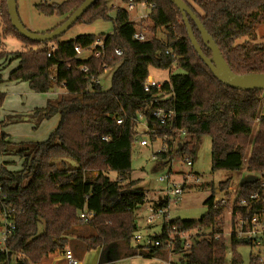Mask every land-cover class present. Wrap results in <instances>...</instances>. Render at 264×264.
I'll use <instances>...</instances> for the list:
<instances>
[{
  "label": "trees",
  "instance_id": "1",
  "mask_svg": "<svg viewBox=\"0 0 264 264\" xmlns=\"http://www.w3.org/2000/svg\"><path fill=\"white\" fill-rule=\"evenodd\" d=\"M83 1L39 3L36 8L46 15L64 16L62 23ZM123 1L128 4L130 0ZM133 1L155 4L149 13L151 29L166 27V39L155 36L146 41L134 39L136 23L130 20L127 8H115L112 17L113 9L107 0H97L77 22L113 20V31L103 35L108 68L116 69L108 90H103L100 84L88 90V77L80 65L88 63L94 71L98 61L74 58L68 48L86 46L96 36L86 33L69 40H60V36L52 41L30 40L12 25L7 0H0V60H19L8 80L26 81L37 93L57 87L66 90L27 116L37 127L43 120L60 115L57 127L46 140L12 142L5 131H0V155L22 159L19 169H9L6 163L0 167V214L15 225L6 242V253L0 250V264H10L13 255L17 256L16 264H34L58 251L64 252L69 236L78 227L89 226L94 232L78 237L83 253L100 249L99 264L133 255L149 258L166 255L163 249L167 245H131L133 233L138 229L135 214L146 199L143 191L132 189L136 181L129 177L135 117L149 101L150 94L144 91L143 83L150 67L180 69L171 72L164 81L163 90L170 97L162 105L175 111L173 127L187 133L182 154L195 159L202 137L207 135L211 138L213 171L242 169L245 160L249 171H264V112H260L264 90H240L219 81L195 50L182 14L171 0ZM184 1L218 45L233 72L264 73V42L257 41L256 34L257 27L264 23V0H192L199 10L189 0ZM189 21L204 54L212 59V50L196 22L192 18ZM6 36L21 40L23 49L7 51ZM243 37H246L243 42H237ZM50 43L57 46L53 56L47 55ZM116 48H121L123 54L116 55ZM5 95L0 91V106ZM117 118H123V122L118 124ZM8 121H2L1 125ZM148 122L151 126L156 124L150 116ZM109 171L117 176L111 178ZM94 172L97 174L92 175ZM228 184L229 180L221 183L220 190L227 189ZM261 185L256 179L245 181L239 188V199H249L254 192L262 195V200L250 207L251 214L264 212ZM213 198L214 192L205 200L208 210L201 218L171 219L156 236L166 240L177 232H195L191 246L180 259L182 264H225L226 239L214 237L222 206L215 204ZM165 203L166 200L160 205ZM80 211H85L88 218L82 219ZM242 212L246 213L247 208H242ZM41 222L44 228L39 231ZM242 243L247 242L231 238V264L241 261L235 249ZM172 250L185 251L178 236L174 237ZM256 262L252 256L251 264Z\"/></svg>",
  "mask_w": 264,
  "mask_h": 264
},
{
  "label": "rangeland",
  "instance_id": "2",
  "mask_svg": "<svg viewBox=\"0 0 264 264\" xmlns=\"http://www.w3.org/2000/svg\"><path fill=\"white\" fill-rule=\"evenodd\" d=\"M64 0H17V9L18 14L22 23L31 31L38 33H46L52 30L56 25H58L63 19L64 16H58L56 14L46 15L40 12L36 8V4L39 3H48V4H58ZM190 3L198 9V6L192 1ZM109 6L113 9L110 13V16L114 17L115 8L124 7L127 8L130 14V20L136 23V27L139 24H142L143 28L147 30L148 37H158L160 39H166L168 34V29L166 27H159L155 31H152V22L148 16H145L143 19L141 15L148 13L149 8L143 3H136L132 8H128L127 4L123 0H107ZM199 10V9H198ZM114 29V22L112 19L107 20H96L91 24H85L81 22L75 23L71 28H69L65 33L60 36V40H69L75 38L80 34H94L95 36H101L103 34H109ZM2 33V23L0 16V34ZM257 41L264 42V23L260 24L256 29ZM246 37L240 38L237 42H243ZM5 48L7 51H18L22 48V41L13 36H6L4 38ZM85 54H83L84 56ZM116 67H111L101 74L100 85L103 90H108L111 86V78L115 71ZM180 69L173 67L170 69H158L155 67H150V74L157 79L158 81H167L171 72H179ZM3 87V86H2ZM59 88V87H58ZM62 89V90H60ZM59 90L58 96L56 94H40L51 97L53 100L57 99L60 95L65 94L63 88ZM7 98L4 99L2 105L0 106V125L2 121L9 120L6 124L0 126L1 129L11 132L9 136L10 139L14 141H44L50 134L51 120L53 117L46 119L47 123L39 126H35V122L25 121L23 116H10L5 120V116L9 113L18 111L21 108V105L24 102H27L28 93H30L29 85L26 86L24 83L15 84V85H6ZM33 91V90H32ZM61 91V92H60ZM34 92V91H33ZM32 93V92H31ZM37 93V92H35ZM6 94V93H5ZM44 97V96H37ZM26 98V100H25ZM260 112H264V97L262 99V104ZM19 117H22L19 119ZM13 118V119H12ZM19 119V120H17ZM34 121V120H33ZM33 123V124H32ZM3 127V128H2ZM140 127L139 129H141ZM0 129V130H1ZM256 134V126L253 130V136ZM155 145L152 146H141L137 141H134L132 144V172L130 174L131 181H136V184L132 186V189L143 191L146 194V199L148 202H153V197L160 194V190L163 188V184L159 182V177L165 175L169 172L174 173V177L180 178L179 171H187L186 165L182 162L180 155L175 156L173 160H168L161 156L154 154ZM0 155V167L3 164L1 162ZM16 158V157H15ZM18 161L19 159L16 158ZM14 162L7 163V165H13L15 168ZM247 160H245L243 168L239 170H227L219 169L216 171L212 170L211 167V138L207 135L202 137L201 143L197 155L194 159L193 170L200 173L202 176V183L199 186L189 188L182 195L180 200L172 201L169 209V216L171 219L181 218V219H199L201 218L208 210V206L204 203L205 200L212 194L221 193L220 184L229 180L228 188L225 189V193L230 198V201L237 195L239 188L242 183L245 181H251L254 178H260L261 172L258 171H249L247 168ZM97 172H94L92 175H96ZM109 176L115 178L117 176L116 172L109 171ZM231 185V186H230ZM218 188V189H217ZM230 188V189H229ZM217 189V192H216ZM226 196V197H227ZM155 202V201H154ZM148 211L146 205H142L136 211V220L138 222L140 230L143 229V234L147 232L149 235L157 236L161 231L163 225V219H157L154 224L146 225L145 216ZM228 217V214H227ZM5 216L0 214V250L5 246L2 240V232L5 224ZM228 225V222H227ZM44 224L41 222L39 224V231H42ZM94 232L93 227H78L77 231L69 236V243L66 245L65 250L70 249L81 263L80 264H99V251L92 249L89 252L83 253L82 244L80 241L79 234L90 235ZM194 231L189 234V241L192 243ZM226 231L224 230V234ZM226 239V255H225V264H231V259L233 257L231 249V241L228 235L225 234ZM131 245L135 246L133 238L131 240ZM165 254L164 256L156 257H144L141 255H133L125 258H120L113 261L111 264H182L180 261L184 253L187 252V248L184 247L185 251L183 252H174L171 246L164 247ZM162 250V249H161ZM236 253L240 255L241 261L238 264H251V259L253 254L256 252V248L252 247L250 244L242 243L236 247ZM58 251V256L59 255ZM56 254V253H55ZM57 255H48L44 257L40 262L34 264H53L55 262V257ZM17 256L13 255L10 264H16ZM57 261V260H56ZM55 264H68L67 261L62 260L56 262ZM108 264V263H102ZM255 264H264V261H257Z\"/></svg>",
  "mask_w": 264,
  "mask_h": 264
},
{
  "label": "built area",
  "instance_id": "3",
  "mask_svg": "<svg viewBox=\"0 0 264 264\" xmlns=\"http://www.w3.org/2000/svg\"><path fill=\"white\" fill-rule=\"evenodd\" d=\"M149 8V12L141 15L143 19L145 16L149 17L151 9L155 4H148L146 2H141ZM136 3L130 0L127 4L128 8H132ZM133 38L138 41H146L151 37H148L147 30L143 28L142 24L135 26V31L133 33ZM57 49L54 43H50L48 48V56H53ZM68 50L74 54V58L91 60L95 59L98 61L97 68L92 71L91 66L88 63L80 65L81 71H83L88 77V90H91L95 84H100L101 74L104 70L108 69L107 65V50H106V36H96L93 41L86 45H74L69 47ZM116 55H122L123 51L121 48H116L114 50ZM83 54H85L83 56ZM163 81H158L149 72L145 82L143 83V89L145 92L149 93V101L146 103L141 110L136 114V133L134 135V141H137L141 146H154V154L161 156L166 154L168 160H173L175 156L180 155L182 162L186 165L187 171H179L180 178L174 177L173 172H169L165 175L159 177V182L164 186L160 190V194L155 195L151 200L153 202H148L145 199L144 204L148 211L145 216L146 225L154 224L157 219H163V225L171 220L169 216L170 205L176 200H180L182 195L189 188L199 186L202 183V176L197 171L193 170L194 159L188 154H182L181 149L179 150V145L181 148L183 143L187 140V133L183 129L174 128L172 123L175 118V111L169 109L162 105V103L170 97V93L163 90ZM151 117L156 124L151 126L148 122V117ZM117 123L121 124L123 118H117ZM142 127L141 129H139ZM168 130L172 131V134L168 133ZM171 152V154H169ZM260 180L262 182V188H264V171L261 172L260 178H254L252 180ZM221 193H214L213 202L220 204L222 206V212L216 220L215 229L217 233L215 238L224 237L225 234L229 236L230 241L232 237L236 239L243 240L250 244L252 247L256 248V252L253 256L257 261H264V212L250 213V207L253 203H257L262 200V195L258 192H254L247 198H238L237 195L230 201L227 196L226 191ZM217 192V190H216ZM227 196V197H226ZM264 199V197H263ZM164 205H160L161 202L165 201ZM141 205V206H142ZM247 208V212H242V208ZM228 214V217H227ZM80 217L82 219H87L88 215L85 211H80ZM6 220L3 229L2 240L4 242V247L1 249L2 252L7 251L6 242L11 237L15 225L10 222L6 215H4ZM228 222V225H227ZM138 225V222H137ZM162 225V226H163ZM162 228V227H161ZM138 225V229L133 233V240L137 245L143 246H164L169 245L174 247V237L178 236L181 239L182 245L185 248H189L191 243L189 241L190 232H177L175 235H170L168 239L162 240L156 236L149 235L147 232L143 234V229ZM161 230V229H160ZM224 230L226 233L224 234ZM211 231L206 230V233ZM62 258L67 261L68 264H80L81 262L75 258L72 251L67 249L63 252Z\"/></svg>",
  "mask_w": 264,
  "mask_h": 264
},
{
  "label": "water",
  "instance_id": "4",
  "mask_svg": "<svg viewBox=\"0 0 264 264\" xmlns=\"http://www.w3.org/2000/svg\"><path fill=\"white\" fill-rule=\"evenodd\" d=\"M97 0H84L81 5L76 8L62 23L58 24L52 30L46 33H38L29 30L21 21L17 9V0H7V10L12 22V25L17 31L24 37L38 42L52 41L55 38L61 36L69 28H71L78 19L84 14V12L92 6ZM182 14L183 21L187 27L188 35L192 41V44L205 62V64L211 69L212 73L218 78L219 81L224 83L226 86L240 89V90H252L262 89L264 90V73H249V74H236L233 72L224 59L218 45L215 43L211 35L207 32L201 21L198 19L196 14L190 8V6L184 0H171ZM189 18H192L205 41L208 43L212 50L213 58L207 57L199 42L195 38L193 30L190 25ZM181 144L179 145V150Z\"/></svg>",
  "mask_w": 264,
  "mask_h": 264
},
{
  "label": "crops",
  "instance_id": "5",
  "mask_svg": "<svg viewBox=\"0 0 264 264\" xmlns=\"http://www.w3.org/2000/svg\"><path fill=\"white\" fill-rule=\"evenodd\" d=\"M23 43H22V48H21V50L23 49ZM19 51V50H18ZM18 64H19V60L18 59H14V60H7V59H2V60H0V74L2 75V77H3V82L2 83H0V91H2V92H5L6 93V95H5V98H7L8 96H7V91H6V85H8V86H10V85H15V84H22V83H24L26 86H28V82H26V81H10V80H8V76H9V73L14 69V68H16L17 66H18ZM3 86V87H2ZM59 88H63V87H59ZM58 87L57 88H55V89H53V90H51V91H49V92H47V93H49V94H56L57 96H58V93H59V90H57V89H59ZM64 90H65V88H63ZM60 90H62V89H60ZM30 91L32 92H30V93H28V98H27V104H26V101L24 102V104L23 105H21V108L18 110V111H15V112H12V113H9V114H7L6 116H5V118H4V120L7 118V117H10V116H16V115H19V116H23V117H25L24 119H25V121L26 120H28L29 122H34L33 120H31V119H29L27 116L28 115H30V114H32L33 113V111H34V109L35 108H37V107H44L45 105H46V103H47V101L49 100V99H52L51 97H48V96H46V95H40V94H45V93H35V92H33L31 89H30ZM66 91V90H65ZM61 92V91H60ZM46 93V94H47ZM7 96V97H6ZM37 96H44V97H37ZM25 100H26V98H25ZM53 117V119L51 120V130H50V133L57 127V125H58V122H59V120H60V115L59 114H56V115H54V116H52ZM13 119V118H12ZM17 120H19V119H17ZM47 123V121H46V119L45 120H43L38 126L40 127L41 125H43V124H46ZM33 124V123H32ZM34 125H35V123H34ZM1 126V125H0ZM3 128V127H2ZM1 129V128H0ZM0 131H5L9 136L11 135V132L10 131H7V130H4V129H1ZM50 135V134H49ZM49 135H48V137H49ZM47 137V138H48ZM46 138V139H47ZM9 140H11L12 142H21V141H14V140H12V139H10L9 138ZM24 141H32V140H24ZM38 141V140H37ZM18 158L19 160L17 161L16 160V158ZM2 159H1V162H3V164L4 163H6V166L9 168V169H19V168H21V163H22V159L21 158H19L18 156H3V157H1ZM10 162H14L15 163V168H13L14 166L13 165H7V163H10ZM14 163H12V164H14ZM231 186V185H230ZM134 189V188H133ZM218 189V188H217ZM216 189V190H217ZM230 189V188H229ZM95 250H97V251H99V256H100V249L99 248H97V249H95ZM91 251V250H90ZM87 252H89V251H87ZM86 252V253H87ZM85 253V254H86ZM58 253H56V254H51V255H57ZM62 254H63V252H60L59 253V255L60 256H58L57 255V258L55 257V259L57 260H55V262L53 263V264H55L56 262H58V261H61V259L62 260H64L63 258H62ZM109 264V263H108ZM111 264V263H110Z\"/></svg>",
  "mask_w": 264,
  "mask_h": 264
}]
</instances>
